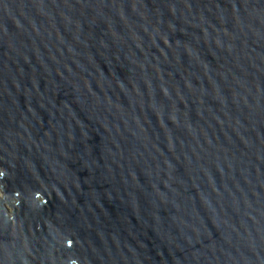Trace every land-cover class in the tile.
I'll return each instance as SVG.
<instances>
[{
	"label": "water",
	"instance_id": "obj_1",
	"mask_svg": "<svg viewBox=\"0 0 264 264\" xmlns=\"http://www.w3.org/2000/svg\"><path fill=\"white\" fill-rule=\"evenodd\" d=\"M0 264H264V0H0Z\"/></svg>",
	"mask_w": 264,
	"mask_h": 264
},
{
	"label": "rangeland",
	"instance_id": "obj_2",
	"mask_svg": "<svg viewBox=\"0 0 264 264\" xmlns=\"http://www.w3.org/2000/svg\"><path fill=\"white\" fill-rule=\"evenodd\" d=\"M2 192H0V194H1Z\"/></svg>",
	"mask_w": 264,
	"mask_h": 264
}]
</instances>
